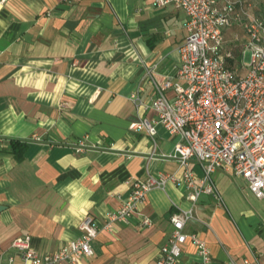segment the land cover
I'll return each mask as SVG.
<instances>
[{"label": "crops", "instance_id": "crops-1", "mask_svg": "<svg viewBox=\"0 0 264 264\" xmlns=\"http://www.w3.org/2000/svg\"><path fill=\"white\" fill-rule=\"evenodd\" d=\"M156 1H0L3 264H23L11 248L17 237L31 236L40 255L54 253L81 237L88 216L103 226L130 195L132 181L179 171L161 157L179 136L158 125L154 153L148 133L130 129L142 118L157 119L148 108L157 91L146 69L160 82L175 75L187 37L186 14L174 5L155 7ZM243 1L254 10L256 0ZM246 40L240 26L225 32L238 56ZM80 140L88 148L78 153ZM191 168L203 177L195 161ZM213 179L221 201L203 195L192 203L188 190L174 185L153 190L129 224L99 233L94 256L83 264H158L172 217L182 211L193 212L185 232L206 241L212 264H264V200L223 170ZM141 217L152 225L141 228ZM182 251L176 264H199L191 242Z\"/></svg>", "mask_w": 264, "mask_h": 264}, {"label": "built area", "instance_id": "built-area-1", "mask_svg": "<svg viewBox=\"0 0 264 264\" xmlns=\"http://www.w3.org/2000/svg\"><path fill=\"white\" fill-rule=\"evenodd\" d=\"M168 5L181 9L187 16V37L179 50L180 65L176 74L163 82L156 79L152 69H146L145 77L150 78L157 91L148 108L157 113V119L142 118L132 123L130 129L146 131L152 139L154 153L158 125L179 136L174 150L161 155L178 163L179 171L132 181L130 195L107 215L103 226L88 216L81 225V237L54 253L40 255L32 246L31 236L17 237L11 248L23 264H83L94 256L92 242L102 230L112 231L116 224H129L138 207L146 203L148 194L156 189L165 190L168 185L185 187L187 199L192 203H197L203 195L221 201L213 179L218 170L243 179L250 192L264 200V10L255 15L251 5L243 0L154 3L155 7ZM233 26H240L247 37L237 57L225 41L226 30ZM235 41L240 38L236 37ZM170 90L174 92L172 99L165 94ZM133 99L142 105L138 94ZM86 148V141L80 140L75 150L81 153ZM193 161L203 170V177L191 168ZM192 218V211L173 215V232L159 253L158 264H176L182 246L188 242L195 246L199 264H212L206 241L198 234L185 232ZM151 225L149 217L140 218L141 228ZM14 260V257L9 259L10 263ZM0 264H3L1 255Z\"/></svg>", "mask_w": 264, "mask_h": 264}, {"label": "rangeland", "instance_id": "rangeland-1", "mask_svg": "<svg viewBox=\"0 0 264 264\" xmlns=\"http://www.w3.org/2000/svg\"><path fill=\"white\" fill-rule=\"evenodd\" d=\"M254 6H255L254 10H252L251 12L255 15H259L262 10V7L264 6V0H256ZM247 61H249V58L247 59Z\"/></svg>", "mask_w": 264, "mask_h": 264}, {"label": "trees", "instance_id": "trees-1", "mask_svg": "<svg viewBox=\"0 0 264 264\" xmlns=\"http://www.w3.org/2000/svg\"><path fill=\"white\" fill-rule=\"evenodd\" d=\"M235 56L237 57L238 56V52H234ZM238 59V58H237ZM239 60V59H238Z\"/></svg>", "mask_w": 264, "mask_h": 264}, {"label": "water", "instance_id": "water-1", "mask_svg": "<svg viewBox=\"0 0 264 264\" xmlns=\"http://www.w3.org/2000/svg\"><path fill=\"white\" fill-rule=\"evenodd\" d=\"M3 207H0V210L2 209Z\"/></svg>", "mask_w": 264, "mask_h": 264}]
</instances>
